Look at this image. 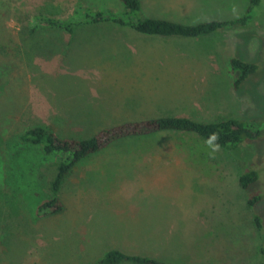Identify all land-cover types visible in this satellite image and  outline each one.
Segmentation results:
<instances>
[{
  "label": "rangeland",
  "instance_id": "1",
  "mask_svg": "<svg viewBox=\"0 0 264 264\" xmlns=\"http://www.w3.org/2000/svg\"><path fill=\"white\" fill-rule=\"evenodd\" d=\"M140 1L144 16L187 26L240 18L250 3ZM260 3L246 28L183 39L141 36L111 22L68 34L36 18L65 20L80 6L122 13L118 0H0V264H100L110 250L170 264H264ZM233 58L259 66L237 90ZM169 116L260 124L261 134L232 151L212 147L204 159L176 132L116 142L66 177L62 214L35 217L50 198L57 159L22 143L20 134L42 127L84 139ZM248 171L258 180L244 191L238 180ZM254 196L261 200L250 209Z\"/></svg>",
  "mask_w": 264,
  "mask_h": 264
},
{
  "label": "trees",
  "instance_id": "2",
  "mask_svg": "<svg viewBox=\"0 0 264 264\" xmlns=\"http://www.w3.org/2000/svg\"><path fill=\"white\" fill-rule=\"evenodd\" d=\"M124 10L122 13L110 9L94 10L89 6L77 7L73 15L65 20H58L46 15H38L37 20L50 28L63 30L73 34L80 25H94L111 22L116 25L128 27L141 36L154 38H183L198 39L213 35L221 30L246 28L257 17L256 7L261 0H250L245 14L234 20H212L196 25H183L162 19H153L143 15L140 0H118ZM82 5V4H80ZM76 18H82L79 21ZM230 69L233 75L232 84L235 90L239 89L250 77L258 73L259 66L247 63L241 58L230 60ZM259 125L251 127L249 123L239 120H226L219 122H201L187 117H159L139 122H125L114 127L104 128L89 138L76 139L60 137L47 128L35 127L20 134L18 139L28 145L38 147L45 157H55L57 161L52 164V174L49 182L50 198L43 201L36 209V218L54 217L63 213L64 204L59 197L66 177L83 160L93 156L109 145L116 142L142 138L163 132H176L187 144L184 148L197 150V156L204 159L209 156L212 147L224 150H235L240 144L248 140L260 138ZM258 174L248 171L240 175L238 183L242 190L247 191L256 183ZM261 200L254 196L247 201L253 209ZM254 222L261 230V219L254 215ZM264 254V251L261 250ZM170 264L147 256L131 255L120 250L106 252L100 264ZM177 264V263H175ZM263 264V262H260Z\"/></svg>",
  "mask_w": 264,
  "mask_h": 264
},
{
  "label": "crops",
  "instance_id": "3",
  "mask_svg": "<svg viewBox=\"0 0 264 264\" xmlns=\"http://www.w3.org/2000/svg\"><path fill=\"white\" fill-rule=\"evenodd\" d=\"M221 21H227V20H221ZM134 187H136V186H135V184L132 186V188H131L130 190H133V189H134ZM122 189H123V190H125V191H127V190H128V189H125L124 187H122Z\"/></svg>",
  "mask_w": 264,
  "mask_h": 264
}]
</instances>
